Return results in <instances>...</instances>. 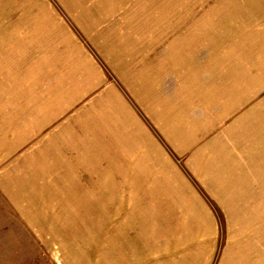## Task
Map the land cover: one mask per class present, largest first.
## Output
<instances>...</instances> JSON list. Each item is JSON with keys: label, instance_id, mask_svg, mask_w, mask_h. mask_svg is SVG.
I'll return each instance as SVG.
<instances>
[{"label": "rangeland", "instance_id": "374dc122", "mask_svg": "<svg viewBox=\"0 0 264 264\" xmlns=\"http://www.w3.org/2000/svg\"><path fill=\"white\" fill-rule=\"evenodd\" d=\"M112 1L0 0V264H264V0Z\"/></svg>", "mask_w": 264, "mask_h": 264}, {"label": "crops", "instance_id": "0c3cea01", "mask_svg": "<svg viewBox=\"0 0 264 264\" xmlns=\"http://www.w3.org/2000/svg\"><path fill=\"white\" fill-rule=\"evenodd\" d=\"M63 2V0H62ZM101 3L98 5L97 2L95 1H90V0H84L83 3H78L74 0H69L67 2H63L65 4V6L70 10V11H78V15H77V19L79 20V22L83 25V21L84 19L87 20L88 19V15L91 14V11L92 9H96V10H99L101 9V11L103 12L104 16H106V18L109 16L110 13H112L114 7H112V3L113 1L112 0H101L100 1ZM159 6V5H158ZM99 7V8H98ZM141 24H142V27L145 26L149 20H155V19H158L159 21H163L164 19V14L163 13H160V10H157L155 12H150V14H143L141 13ZM157 20V21H158ZM100 20H98L97 22H99ZM84 26V25H83ZM85 27V26H84ZM135 29V28H134ZM136 31H140V27L138 29H135ZM161 32H164L162 30H160ZM139 32V34H140ZM130 39V37L127 35L125 37V43L126 45L125 46H128V44H130V41L131 39L129 40L128 38ZM139 40V39H138ZM136 43V42H135ZM178 44H181V43H178ZM177 49L181 50L182 53L181 55H177V50H176V54H175V59L178 63L180 62H185L188 61V54H189V48H180L178 45L176 46ZM189 74L190 72H188V74H186L185 76L186 77H189ZM51 75L54 77V74L52 73V70H51ZM51 77V78H53ZM152 78V76L150 75L149 72H146L144 74V90H140V89H134L133 90V93L138 97V99L146 106V109L149 113H151L152 111V108L150 107L149 104H147V99H148V96L149 95H152V91L150 88H153L151 86V81L149 82V80ZM149 82V83H148ZM150 88H149V87ZM166 110H163L161 111V113H157L156 116L153 115L152 113V116L158 120H160L162 123H161V126L162 128L165 130V132L167 133V135L169 137H171V134L169 133V127L167 126V124H170L172 125V123L175 122V120H173L170 116L173 114L172 111H170L169 107H165ZM170 111V112H169ZM172 113V114H171ZM174 117V116H172ZM170 134V135H169ZM158 158V157H157Z\"/></svg>", "mask_w": 264, "mask_h": 264}]
</instances>
